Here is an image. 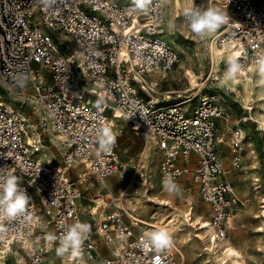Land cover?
Returning <instances> with one entry per match:
<instances>
[{
	"label": "built area",
	"instance_id": "built-area-1",
	"mask_svg": "<svg viewBox=\"0 0 264 264\" xmlns=\"http://www.w3.org/2000/svg\"><path fill=\"white\" fill-rule=\"evenodd\" d=\"M214 2L230 22L211 35L193 33L185 13L175 19L186 22L191 39L209 37L234 50V61L246 72L264 73V4ZM145 5L141 10L136 0H0V175L19 177L31 198L24 214L0 219V264H56L59 237L77 221L90 225V232L80 255L65 253L63 264H156L157 258L160 264H182L173 239L162 250L145 242V233L160 227L144 223L129 201L131 181L148 177L150 167L142 155L136 162L123 159L119 140L126 127L155 147L162 189L171 176L180 187L176 196L187 182L199 191L214 212L215 239L227 238L230 222L245 206L228 176L249 172L244 157L256 153L248 143L251 125L264 135L263 101L238 98L215 75L195 94L158 93L180 53L166 40L172 34L166 29L168 0ZM195 7L206 9L202 1ZM232 101L242 112L238 120ZM103 126L116 134L108 151L99 148ZM48 135L62 148L61 161L51 155ZM76 166L86 167L104 187L85 206L86 181L70 176ZM113 175L125 184L117 197L106 183ZM260 182L253 179L255 189ZM154 190L155 184L148 188ZM49 233L58 239L48 241Z\"/></svg>",
	"mask_w": 264,
	"mask_h": 264
},
{
	"label": "bare ground",
	"instance_id": "bare-ground-1",
	"mask_svg": "<svg viewBox=\"0 0 264 264\" xmlns=\"http://www.w3.org/2000/svg\"><path fill=\"white\" fill-rule=\"evenodd\" d=\"M197 1H202L206 8H219L214 2L215 0H168L166 29L170 33L174 32V21L177 15L185 13L187 9L195 8ZM179 20L180 24L184 27L186 22L182 18ZM167 40L171 44L174 43L173 40ZM199 41L201 43L200 48L202 55L210 70L209 75H215L221 85L238 92V98L241 97V94L244 99H259L263 101L264 104V73L262 71L253 70L252 68L249 73L242 69L241 72L236 74L234 79L227 80L225 77L230 68L229 59L235 60L236 54L234 50L228 46L223 48L218 47L209 37L201 38ZM185 75L189 76L187 82L188 91L186 92L194 91L203 84L201 82L203 80L201 74L187 69ZM257 114L259 116L262 113L257 111ZM53 139L58 143L55 137H53ZM248 143L251 145L252 141L249 140ZM151 148L152 146L150 143L145 144L142 156L149 157ZM51 153L53 154L52 151ZM154 153L157 154V151L155 150ZM253 158H256V156L254 155ZM254 160L256 162V159ZM256 164L257 163L253 165ZM149 167L150 173H148V177L142 178L138 176V180L135 177L128 186V191L135 183L140 186L136 190V194L140 196L136 198V203H132L134 205L133 208L149 209L152 204L155 206V211L150 215L149 220L143 219V222L147 225L159 226L167 231L169 229L176 235V239L182 242V247L184 248V250L178 248L183 264H185L187 260L186 253L191 260H197L198 264H247V256H249L248 251L251 247L250 238L244 236L243 231L240 229V227H245L240 225L241 221L247 217V213L249 212L247 207L239 212V218H237V220L230 222L228 231L230 233H235L234 236H227L224 241L217 240L215 239V229L211 223L214 212L210 205L201 199H197L192 195H185L184 193L180 196L181 202L178 204L176 194H170L164 189L157 193L154 192V190V193L150 194L148 188L155 184L153 182V172L156 165L154 162H151ZM254 169H256V166H254ZM80 178L84 181H89L91 184L95 182L94 176L90 174L86 167L84 168V172L80 175ZM92 187L95 189V198L97 196L100 197V189L95 188V183L92 184ZM123 190L124 188L120 189V191ZM243 193L245 196H249L248 189H244ZM257 193H260V191ZM255 198H258L257 195L254 196V199ZM192 200L195 201V204H193ZM259 201L261 204H264V197L261 196ZM148 203H151V205ZM191 205H193V210H191ZM200 205L203 206L202 209L198 208ZM254 218L260 219L261 222V225L255 227L252 232L254 234L253 238L256 239V251L260 252L262 251L260 241L264 233V205L258 208ZM169 234L174 240L173 235L170 232Z\"/></svg>",
	"mask_w": 264,
	"mask_h": 264
},
{
	"label": "rangeland",
	"instance_id": "rangeland-1",
	"mask_svg": "<svg viewBox=\"0 0 264 264\" xmlns=\"http://www.w3.org/2000/svg\"><path fill=\"white\" fill-rule=\"evenodd\" d=\"M259 1H261L264 4V1L262 0H259ZM174 24H175L174 32L172 34L167 35L166 40L170 39L174 41V43L171 44L167 40L180 53V63L177 65L175 71L170 75L168 81H163L162 83H160V87L158 88L157 92L158 93L172 92L175 94L174 96H176L177 92L188 91V87H187L188 78L185 75V71L187 69H191L194 72L201 74L203 76V80L201 81L202 83L206 81L207 77L209 76L210 70L202 55L201 48H200L201 43L199 39H191V37H188V31L186 29V25L183 27L180 24L179 19H175ZM66 40L67 42H70L69 39H66ZM154 77L158 78L157 76H151L150 78L154 79ZM207 85H209V82L205 83L204 87L201 85L199 89H204L205 87L207 88ZM196 91L197 89L189 93L186 92L185 94H190V93L195 94ZM6 98L9 99L8 96H6ZM17 103L20 105L18 101H15L14 104L17 105ZM231 105L235 111L234 119L238 120L242 116L239 103L232 101ZM24 108L25 110H28L25 106ZM251 127H252L251 129H253L251 131V134H252L251 141L252 143L255 144L256 162L253 159L254 155H251L250 152L247 151L244 157V160H245L244 167H248L247 168L249 171L248 174H245L242 171H233L232 175L228 176V179L233 183L235 192L238 198L241 199L245 204V206L241 208L242 210L240 211H243L244 209H246V207L249 209V212L247 213V217L243 221H241V225H240V226H245L242 228L240 227V229L243 231V235L250 238L251 247H250V250L248 251L249 256H247V264H264V233L262 234V240L260 241V244L262 246V251L260 252L256 251V248H255L256 239L253 238L254 234L252 233L255 227L261 225L260 219H255L254 215L258 211V208L264 205V204H261L259 201L261 196L264 197V135H259V133L254 131V128L252 125ZM46 144L49 145L51 151L53 152V154L51 153V155L55 156V158L58 161H61L62 160L61 159L62 148L58 146V143L54 141L53 137L48 135L46 137ZM119 146H120L121 154L124 160H132L136 162L144 152L145 141L142 137L135 136L126 127L124 130L123 136L119 140ZM154 151H155V147L152 146V148L150 149V156L148 158L146 157V161L148 162L149 165L151 162H154V164L156 165L155 170L153 172V178H154L153 182L156 185V190L154 192L157 193L161 191L162 188L159 185V182H160V174L158 171L159 158L157 154L154 153ZM255 163L257 164L253 165ZM254 166H256V169H254ZM84 168H85L84 166L73 167L71 169L70 176L75 180L80 178V175L84 172ZM254 178H259L261 181L260 187L258 189H255L254 185H252ZM136 179L138 180L139 177L136 176ZM94 181H95L94 183L96 184L95 188L100 189V192L104 193V187L99 182H97L95 177H94ZM106 183H107L108 188L112 190L115 197L119 196L120 189L125 187V184H122L119 182L117 175H113L109 177ZM92 184L89 181H86L85 185H83V187L88 186V190L85 191L86 198L82 199V202H81L82 206H85L86 204H88L89 203L88 198L94 197L96 194L94 187H92ZM138 187L140 186L137 183H135L133 187L128 191V198H129V201H131L132 203L134 202L136 203V198L140 196L136 194V190ZM184 188L185 189L183 193L185 195H188V196L192 195L197 199H201L199 191L190 182H187V184L184 185ZM244 189L249 190V193H248L249 196H245V194L243 193ZM258 191H260V193H257ZM154 192L152 191L150 192V194ZM255 195H257L258 197L257 199L256 198L254 199ZM176 198H177L178 204H180L181 202L180 196H176ZM192 202L193 204H195L194 200H192ZM148 204L151 205V203H148ZM132 206L134 205L132 204ZM198 208L202 209L203 206L200 205ZM154 211H155V206L153 204L150 206L149 209L136 208L137 214L141 218L148 219V220L150 218V215ZM237 218L239 217L237 216ZM237 218L235 220H237ZM168 231L173 235V238L175 240L177 247L181 250H184V248L182 247L183 246L182 242L176 239V235L171 230L168 229ZM234 234L235 233L233 232L230 233L228 231V236H234ZM186 255H187V260L185 264H192V263L198 264L197 260L195 261L191 260L187 253ZM180 259H181V256H180ZM54 260L56 264H63L62 256H58L57 252L54 253Z\"/></svg>",
	"mask_w": 264,
	"mask_h": 264
},
{
	"label": "clouds",
	"instance_id": "clouds-1",
	"mask_svg": "<svg viewBox=\"0 0 264 264\" xmlns=\"http://www.w3.org/2000/svg\"><path fill=\"white\" fill-rule=\"evenodd\" d=\"M47 3L48 0H45ZM137 7L141 10L145 8V0H136ZM186 21L189 29L200 37L211 35L221 25L230 22V16L226 10H220L215 7L206 9L195 7L187 9L185 12ZM230 68L226 74V79H234L236 74L242 71V65L229 59ZM116 134L109 126H103L98 130V143L101 151L110 150L111 145L115 143ZM2 171V169H0ZM20 178L12 173L0 175V219H13L18 215L25 213L31 198L25 190L19 187ZM163 189L168 193H179L180 187L171 176L163 181ZM90 232V225L82 222H75L69 225L65 233L59 237V247L56 252L58 256L65 253L76 257L80 255L81 245L87 239ZM45 239L56 241L55 234L49 233ZM145 242L154 246L157 250H162L172 246V236L166 229L159 228L155 231L145 233ZM156 264H160L159 258Z\"/></svg>",
	"mask_w": 264,
	"mask_h": 264
}]
</instances>
